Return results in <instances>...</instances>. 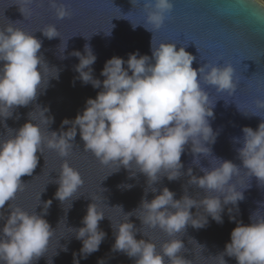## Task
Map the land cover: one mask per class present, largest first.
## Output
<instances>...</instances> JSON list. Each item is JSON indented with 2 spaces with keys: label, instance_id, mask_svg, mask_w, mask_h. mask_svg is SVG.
I'll return each instance as SVG.
<instances>
[{
  "label": "clouds",
  "instance_id": "clouds-1",
  "mask_svg": "<svg viewBox=\"0 0 264 264\" xmlns=\"http://www.w3.org/2000/svg\"><path fill=\"white\" fill-rule=\"evenodd\" d=\"M130 2L141 7L145 16L143 27L152 33L162 28L174 9L172 0ZM36 3L37 0H21L16 5L25 18V14L32 11L29 6ZM47 4L54 10L56 19L70 16L67 5L61 0H47ZM132 26L135 29L137 24L132 23ZM40 31L49 40L61 37L54 25H47ZM105 34L111 35V30ZM41 47L42 42L33 34L12 24L0 28V121L10 119L16 108L33 103L47 89L50 79L59 78V71L49 68L40 54ZM66 47L67 42L62 41L59 47L61 59L65 58ZM150 50L151 57L137 51L129 53L127 60L117 56L108 59L100 72L103 80L94 77L92 66L97 56L89 45L84 46L83 54L71 52L70 55L79 61L74 68L78 75L74 77L73 84L79 80L82 85L100 89L96 97L88 98L74 119H64L59 134L48 132L54 117L48 114L50 110L47 107L39 106L41 123L48 126L47 136L40 124L30 118L32 112L28 114V122L19 129H7L11 136L0 139V210H4L7 203L9 212L5 216L4 211H0V221H3L0 227V264H34L47 254L55 230L44 217L48 215L52 201L44 202L39 214L12 207L11 201L23 190L25 184L21 177L31 176L36 169L39 162L37 153L43 155L44 148H47L63 160L58 179L50 180V183L58 185L53 198L62 205L71 201L72 206L85 183L81 173L67 160L77 131L83 141L84 152L91 153L100 166L113 168L110 175L121 168L130 171L131 176L137 172L143 174L148 185L145 196L149 189L156 193L157 189L152 185L161 178L166 177L171 182L180 179L182 174L189 177L188 186L205 193L202 198H192L188 187L184 186V195L177 200L174 199L175 193L164 187L150 202L142 198L137 209L124 214L126 222L115 226L111 222L113 253L134 258L135 264H165V259L167 264H192L181 255L184 251L181 239L167 240L159 251L150 240H137V231H142L129 222V217L135 216L143 226L158 228L168 237H175L189 226L196 230L206 228L209 217L217 224H223L227 208L229 221L235 222L236 227L230 234V242H226L224 250L213 258L218 260V264H227L225 257L235 259L237 264H264V215H258V211L253 213L248 225L233 215L234 212L239 213V203L244 200L243 191L232 182L239 175L240 168L231 161L213 157L217 161L216 166L200 168L201 176L193 175L191 168L187 173L181 172L184 167L181 156L186 147L190 146L193 163L199 166V156H211V148L206 145L216 141L210 125V118H214V104L202 88L201 81L214 87L217 93L231 96L239 83L234 67L231 64L216 66L206 63L193 69L195 57L186 52L185 47L177 51L174 43L154 46L152 39ZM53 69L55 75H48ZM255 106L264 111V99H257ZM251 115L261 117L256 113ZM68 125V130L64 131ZM242 133V140L235 141L241 144L236 149L238 158L247 173L256 177L260 184L264 182V122L255 131L244 127ZM122 187L130 189L132 186ZM193 208L195 213L191 211ZM201 210L204 215L199 214ZM104 218L103 211L93 202L81 220L83 227L69 228L82 244L79 253L72 254L73 264H80V260H86L99 251L107 235L99 228ZM60 250L67 252V247ZM58 254L56 251L54 256ZM97 264H105V260L99 259Z\"/></svg>",
  "mask_w": 264,
  "mask_h": 264
},
{
  "label": "water",
  "instance_id": "water-1",
  "mask_svg": "<svg viewBox=\"0 0 264 264\" xmlns=\"http://www.w3.org/2000/svg\"><path fill=\"white\" fill-rule=\"evenodd\" d=\"M20 2L21 0H0V28L12 24L13 27L20 28L39 39L42 42L40 54L49 68L59 71V78L50 79L47 89L39 94L33 103L27 107L16 108L10 119L0 121V139L11 136L7 129L17 130L28 122L30 112H32L30 118L40 124L42 132L47 136L48 126L41 123L42 118L37 106L50 110L48 114L54 117V123L49 126L48 132L59 134L61 122L66 118L74 119L77 113L83 110L86 100L96 97L100 89L82 85L79 80L73 84L74 77L78 75L74 68L79 61L70 55L71 52L80 51L83 54L84 46L89 45L97 56L92 66L94 77L103 80L100 72L105 62L113 56L127 60L129 53L138 51L141 55L151 57L152 39L154 46L160 43H174L177 51L185 47V51L195 57L193 69H198L206 63L216 66L231 64L235 69V78L239 81L236 91L231 96L227 93H217L214 87L201 81L202 88L208 92L210 102L214 104V118H210V125L216 134V141L212 145H206L211 148V156H199V166L193 163L190 146L186 147L181 156L184 165L181 172L187 173L191 168L193 175L201 176L203 173L200 168L216 166L217 161L213 160V157L233 162L240 168V173L232 182L244 193V200L239 203V213L234 212L233 215L244 225L250 224V216L253 213L258 211V215H264V182L259 184L257 178L250 176L243 168L236 151L241 144L235 142L237 139L242 140L244 127H250L255 131L259 124L264 122L261 118L264 117V111L258 110L255 106L257 99H264L262 3L258 0H172L174 3L172 13L162 28L152 33L143 27L145 16L141 7L135 2L132 5L130 0H61L70 12V16L63 20L56 19L54 10L49 8L47 0H37L36 4L30 5L32 11L30 14L26 13L24 18L19 6L16 5ZM252 12H255V15ZM132 23L137 24L135 29ZM47 25H54L61 37L52 40L44 37L40 30ZM110 30L111 35H106L105 33ZM62 41L67 42L63 53L64 59L60 58L59 52ZM48 75H55V70ZM242 111L249 114L245 115ZM252 113L261 117L251 115ZM68 127L70 125L65 126L64 131H67ZM71 143L73 149L67 157L68 163L81 173L85 181L77 193L78 198L72 201V206L71 201H66L62 205L53 198L58 185L50 182L58 179L63 160L56 152L47 148H44L43 155L37 153L39 162L36 169L31 176L21 177L25 184L23 190L11 201L12 207H20L29 213L36 211L37 214L42 211L44 202L52 201L48 215L44 218L55 233L49 243L47 254L34 264H48V260L50 264L51 257L56 251L59 254L52 257V264H73L72 254L79 253L82 244L69 228L83 227L81 220L86 215L88 205L93 202L105 215L99 223V228L107 235L99 251L86 260H80V264H97L99 259H104L105 264H135L134 258L130 259L123 253L111 251L114 243L111 222L114 226L126 222L124 214L137 209L142 198L150 202L164 187L174 192V199L177 200L184 195V186L188 187V194L192 198L199 199L205 195L202 190L188 186L189 177L182 174L180 179L171 182L166 177L161 178L152 185L157 189L156 193L149 189L145 196L148 185L143 174L137 172L135 176H131L130 171L121 168L119 172L110 175L113 168L100 166L91 153L84 152L79 131ZM124 185L132 187L127 189L122 187ZM39 196L40 205L37 206ZM0 211H4L7 216L8 204L6 203L4 210ZM191 211L195 213L196 209L193 208ZM199 214L205 213L201 210ZM129 222L142 231H137L135 238L150 240L157 246V251L167 240L181 239L184 244L181 255L184 259L191 260L192 264H218V260L213 257L224 250L225 243L230 242V234L236 227L235 222L229 221L227 208L223 215V224H217L209 217L206 228L196 230L189 226L184 233L175 237H168L158 228L143 226L135 216H130ZM2 226L3 221H0V227ZM197 244L203 245V249ZM65 246L67 252L61 251L60 249ZM225 260L227 264H237L233 258L225 257Z\"/></svg>",
  "mask_w": 264,
  "mask_h": 264
},
{
  "label": "flooded vegetation",
  "instance_id": "flooded-vegetation-1",
  "mask_svg": "<svg viewBox=\"0 0 264 264\" xmlns=\"http://www.w3.org/2000/svg\"><path fill=\"white\" fill-rule=\"evenodd\" d=\"M258 1L264 5V0H258Z\"/></svg>",
  "mask_w": 264,
  "mask_h": 264
},
{
  "label": "snow or ice",
  "instance_id": "snow-or-ice-1",
  "mask_svg": "<svg viewBox=\"0 0 264 264\" xmlns=\"http://www.w3.org/2000/svg\"><path fill=\"white\" fill-rule=\"evenodd\" d=\"M253 15H255V12H252Z\"/></svg>",
  "mask_w": 264,
  "mask_h": 264
}]
</instances>
